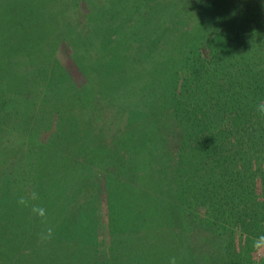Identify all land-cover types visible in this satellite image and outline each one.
I'll use <instances>...</instances> for the list:
<instances>
[{
    "label": "trees",
    "instance_id": "trees-1",
    "mask_svg": "<svg viewBox=\"0 0 264 264\" xmlns=\"http://www.w3.org/2000/svg\"><path fill=\"white\" fill-rule=\"evenodd\" d=\"M55 1L80 14L51 48L22 44L25 17L0 0V264H264V0ZM100 5L114 20L94 36L79 21L100 24ZM95 122L101 146L76 147Z\"/></svg>",
    "mask_w": 264,
    "mask_h": 264
},
{
    "label": "rangeland",
    "instance_id": "rangeland-1",
    "mask_svg": "<svg viewBox=\"0 0 264 264\" xmlns=\"http://www.w3.org/2000/svg\"><path fill=\"white\" fill-rule=\"evenodd\" d=\"M17 5H18V8L15 9L14 11V15L15 17H18V16H21V17H25V20H22V25L24 27V31H26V34H27V38H26V35L24 33V37L21 39V43L24 44V42H30L29 44H32V46L34 47L35 45H38V44H46L48 45L49 47L51 48H54L55 47V36L59 34V32H55V29L56 27H62V26H65L66 22L68 21V25L65 27L67 28L68 26H70L74 20L78 19V14H80V12L78 11L77 13H71L70 11H64L63 10V13L60 11L58 12L56 9H55V0H47L49 1L52 6L47 8L46 11H44V15L42 16V18H40L37 14H39V11L37 9V2L38 0H30L32 1V6L30 9H22L20 7V4H24V1H28V0H15ZM63 1H66V0H63ZM89 1L87 0H83V1H79L78 2V6L80 5L82 7V5H85L87 4ZM85 3V4H83ZM92 12H95L94 9L92 7H90ZM97 11H98V16L94 17L92 20L94 22H98L100 21V24L98 23H95V24H89V21H88V18H80V23H79V27L80 28H83V27H86V28H90L92 31H93V34L94 36H105L106 34H108V27L107 25H103V23H106L108 24V20L110 19H113L112 17V12H108V9L105 8V6L101 7V5L97 8ZM12 17L4 12V15H3V19L6 23H9V19H11ZM114 20V19H113ZM111 26L113 27H118L119 31H122L123 29H126L128 30L129 27H126V25H123L119 22H112L110 24ZM122 25V26H121ZM121 26V27H119ZM50 28H53V30H51ZM38 36V38H36ZM42 37H44V39H42ZM124 37H126L125 35H121L118 39V41H123ZM100 39V38H99ZM101 40V39H100ZM86 41V40H85ZM27 44V43H26ZM34 44V45H33ZM82 46L85 45V55L86 57L89 59V60H93L96 58L97 54L99 53V42L98 41H92V44H88V42L86 43H83L81 44ZM125 49L126 51H129V47H130V41L126 40L125 41ZM119 49V48H118ZM124 52V51H123ZM37 53L38 50H37ZM62 53L64 55V58H62V64L68 69L69 72H71V75L76 79V80H79L81 81L82 80V76L80 75V73L78 72L77 68L74 66V63L72 62L70 56H69V50L66 48V46H62ZM33 57H35L33 55ZM36 57H38L36 55ZM99 62L97 61H94V67L95 69H97V66H98ZM93 68V67H91ZM91 73V72H90ZM91 76L92 78H94V81L96 80V75H93L91 73ZM83 107H87L88 106V102L87 103H84L82 104ZM84 113V110L82 109V115ZM81 115V116H82ZM82 123H79V125L83 126L84 124V121H85V118L83 117L81 120H80ZM98 121V120H97ZM100 124L103 123L102 121H98ZM98 122H95L94 126H91L89 124L88 128H87V131H86V134L88 135H93L92 137H90L89 139L86 138L85 141L81 142V143H78V145L76 147H78L80 149V147H85V146H88L86 148H91V149H96L98 147L101 146L102 142H103V139L100 138L98 136L99 134V127H98ZM76 150V149H75ZM79 151V150H78ZM81 153H83L82 151H79ZM99 150H93L92 154L93 156H90L88 155L87 159L91 161L92 165H97L99 166V158L96 157L98 156L99 154ZM20 156V154L18 155ZM4 157H7V156H4ZM94 159H97V162L94 161ZM4 164V162H1L0 163V167ZM57 171L55 173L52 174V176H54V174L56 175L57 173L59 174H62V169L61 167L56 169ZM12 174L14 176V172L12 170ZM46 174L42 175V176H45ZM17 177V175H16ZM62 178L59 177V176H56L55 177V181L53 183H55L57 186H61V180ZM53 185L52 183L50 184V186ZM98 197L95 196L93 201L95 203L93 204H96L98 203ZM102 231L101 229L99 230V233L97 234V236L100 234L102 236H106L105 234H101ZM108 240V239H107ZM104 243V242H103ZM107 244V241L105 242ZM102 246L103 244L100 246V249L102 250ZM107 250V249H106ZM259 252V255L260 257L263 256L264 254V251L262 249V247L257 251V253ZM134 253V251L132 252ZM131 253V254H132ZM117 258H118V261L120 260L121 256L119 254V252H117L116 254ZM117 261V262H118Z\"/></svg>",
    "mask_w": 264,
    "mask_h": 264
},
{
    "label": "clouds",
    "instance_id": "clouds-1",
    "mask_svg": "<svg viewBox=\"0 0 264 264\" xmlns=\"http://www.w3.org/2000/svg\"><path fill=\"white\" fill-rule=\"evenodd\" d=\"M257 111L264 116V102H261L257 105ZM38 194L33 191L30 193V196L28 198L25 197H20L17 201L19 205H23L25 207L29 206V200L31 201H36L38 200ZM31 212L33 213L34 216L39 217L41 219H44L46 217V209L38 204H32L31 205ZM53 235V229L51 227L47 228L44 232L40 234V239L42 241H47L52 238ZM261 244H264V237H261L259 242L257 243V247H260ZM169 264H176L175 258H171L169 261Z\"/></svg>",
    "mask_w": 264,
    "mask_h": 264
}]
</instances>
